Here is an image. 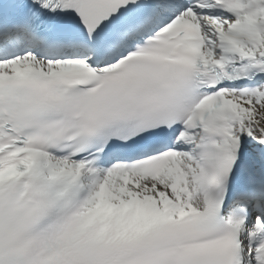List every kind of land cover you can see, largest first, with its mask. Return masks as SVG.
Here are the masks:
<instances>
[{
	"label": "snow or ice",
	"instance_id": "obj_1",
	"mask_svg": "<svg viewBox=\"0 0 264 264\" xmlns=\"http://www.w3.org/2000/svg\"><path fill=\"white\" fill-rule=\"evenodd\" d=\"M0 264H264V0H0Z\"/></svg>",
	"mask_w": 264,
	"mask_h": 264
}]
</instances>
